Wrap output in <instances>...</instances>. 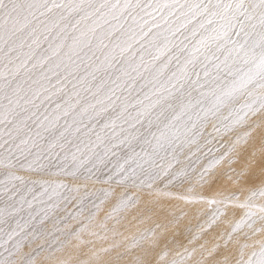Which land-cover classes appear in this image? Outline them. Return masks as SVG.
<instances>
[{
    "label": "snow or ice",
    "instance_id": "6c2138e0",
    "mask_svg": "<svg viewBox=\"0 0 264 264\" xmlns=\"http://www.w3.org/2000/svg\"><path fill=\"white\" fill-rule=\"evenodd\" d=\"M261 126L264 0H0V264H35L24 248L52 234L46 222L57 231L64 223L76 238L91 228L114 189H90L88 182L124 189L96 224L101 238L123 236L108 221L139 203L129 189L146 187L179 203L169 206L167 224L100 250L122 249L111 259L93 253L79 264H185L197 251L194 264H208L219 240L226 251L211 264H264V238L248 243L244 233V243L233 241L255 223L251 209L264 212L253 203L264 198V134L241 170L232 169L235 184L253 182L244 201L214 186L219 178H207L222 161L236 163L237 147ZM239 127L248 131L201 170L181 163L202 151L201 141L211 145L213 134ZM89 203L94 211L84 216ZM230 204L248 210L231 232L211 249L207 242L189 248ZM182 205L191 206L193 219H207L168 259L189 216ZM168 225L177 228L171 237ZM230 242L239 245L235 256Z\"/></svg>",
    "mask_w": 264,
    "mask_h": 264
},
{
    "label": "bare ground",
    "instance_id": "6f19581e",
    "mask_svg": "<svg viewBox=\"0 0 264 264\" xmlns=\"http://www.w3.org/2000/svg\"><path fill=\"white\" fill-rule=\"evenodd\" d=\"M211 131L212 129L209 127L205 135L207 136L208 132ZM245 131H248L247 127H239L228 135L216 136L213 134V143L211 145L206 146L205 142L201 141L202 151L196 155H193L191 162L182 157L181 163L185 166H187L189 163H193L198 170H201L204 165H207L210 159H212L214 156H219L225 151V148L222 145L231 144L237 135H240ZM261 134H264V126L257 128L253 132L252 136L249 137L247 145L241 144L237 147V153L233 154V156L236 157V163L229 165L228 161L224 160L211 169L207 178L213 181H215L216 178H219V183L214 186H216L220 191L237 192L240 196V201H244L249 195L248 188L252 186L253 182H246L242 180L240 184H235L234 181L236 179V173L232 172V169H235L236 172L241 170L245 164L250 147L253 144H259V137ZM209 148L212 149L211 152L208 151ZM217 149H219V151H217ZM205 153H207V155H205ZM105 171L107 170L105 169ZM229 175L232 176V179H228ZM74 183H83V181H75ZM254 183L258 185L259 179H256ZM88 187L90 189L109 187L113 188V195L108 201L109 205L105 207L108 204L107 202L105 206H102V210L99 212L93 226L82 233L79 238L69 235L68 231H70V229L65 231L62 226L57 225L61 229V231H57L56 228L53 227L51 221L46 222L43 226L44 230L52 234H48L44 239H42L40 244L33 242L31 245H26L24 248V252L33 253L35 256V264H79L81 261L92 260L93 253H98L101 260L111 259L113 256H115L117 251L122 249L113 248L109 253H104L100 250L102 248L111 247L113 243L122 241L124 237L130 238L140 231L154 229L155 225L158 223L167 224V221L171 219V216L168 212L169 206L179 203L174 200L160 198L156 196V194L151 189L146 187L143 189H129L128 194L133 197H138L139 203L136 205V207L128 208L115 213L114 219L108 221L109 227H115L119 232L123 233V236L113 237L112 233L109 232L107 234V238H101L104 236V232L96 227V224L99 223V221L111 211L112 207L117 203L124 189L114 184L110 186L108 184H93L92 182H88ZM171 190L176 191V188L173 187ZM253 203L257 205H264V198L257 197L254 199ZM182 206L189 209V216L185 217V219L181 221L178 229L179 235L176 237V240L179 242L180 247L177 248L174 245L170 246L172 251L169 253L168 259H171L176 251H183V247L187 245L188 239L196 233L197 223H202L205 219H207V213L205 216L200 217L199 221L197 219H193L191 206ZM197 207H203L208 210V212H210V209H208L207 205H197ZM74 208L75 205L69 207L68 211H74ZM85 209L84 216H87L90 211H94L90 203L86 204ZM251 210L256 213L255 217H253L255 223L253 224L252 228L246 226L243 227L241 231L237 232L233 236V241L238 240L241 244L244 243L246 240L244 233H248L250 236V239H247L248 243H252L254 240L264 238V231H261L256 235H251L254 230L264 228V220L260 219L261 216H264V212H261L259 208H253ZM246 211L248 210L238 206L237 204H230L227 207H223L224 215L220 216L217 222L210 229L200 235L199 239L196 240L195 245L187 246L191 248L207 242L206 248L211 249L213 245L217 243L218 238L222 233L227 234L231 232L235 223L244 216ZM57 215L62 216L63 213H57ZM81 219H84V217L82 216ZM117 220L120 221L119 224L116 223ZM141 220H143L142 223ZM74 223L76 226L72 227H78L77 223ZM187 227H191L192 231H186ZM93 231L98 232L99 235L93 236L91 234ZM164 231L166 232L167 237H171L174 232H177V228L168 225ZM156 232L157 236H159L161 229H156ZM219 243L222 245V247L218 249L209 259L208 264H211L212 259H221L222 254L226 251V249L223 247L224 241L219 240ZM37 245H43L42 250L37 249ZM238 247V244L230 242L227 246V250L231 251L233 256H235L236 249ZM34 249L36 251H33ZM200 256V251H197L191 260L185 261V264H194V261L199 259ZM152 258L153 260L158 259V257L155 255ZM161 264H163V262H161Z\"/></svg>",
    "mask_w": 264,
    "mask_h": 264
},
{
    "label": "rangeland",
    "instance_id": "374dc122",
    "mask_svg": "<svg viewBox=\"0 0 264 264\" xmlns=\"http://www.w3.org/2000/svg\"><path fill=\"white\" fill-rule=\"evenodd\" d=\"M109 200H110V199H109ZM109 200H108V201H109ZM108 201H107V202H108ZM107 202H106V203H107ZM106 203H105L103 206H105ZM108 205H109V202H108V204H107L105 207H107ZM74 222H75V221H68L67 223L71 224L72 226H76V224H75ZM58 225H59V226H62L63 228H65L64 223H58ZM41 241H42V239H39V240H36L35 243L40 244Z\"/></svg>",
    "mask_w": 264,
    "mask_h": 264
}]
</instances>
